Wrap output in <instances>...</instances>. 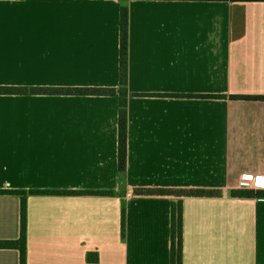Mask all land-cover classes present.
<instances>
[{"label": "crops", "instance_id": "1", "mask_svg": "<svg viewBox=\"0 0 264 264\" xmlns=\"http://www.w3.org/2000/svg\"><path fill=\"white\" fill-rule=\"evenodd\" d=\"M129 9L127 169L118 95L32 93L120 87ZM0 190L28 194L27 264H171L173 195L183 197V264H264V1L0 0ZM251 189V188H245ZM125 212V233L123 214ZM21 200L0 194V240L20 235ZM98 254V262L89 260ZM0 264H20L0 248Z\"/></svg>", "mask_w": 264, "mask_h": 264}, {"label": "trees", "instance_id": "2", "mask_svg": "<svg viewBox=\"0 0 264 264\" xmlns=\"http://www.w3.org/2000/svg\"><path fill=\"white\" fill-rule=\"evenodd\" d=\"M128 1V0H123ZM206 1H264V0H206ZM128 46H129V9L121 8V48H120V87H75L69 89L35 87L28 89L32 93H63L74 95H118V166L120 171L127 169V140H128ZM19 91V88L0 86V94ZM233 98L264 99V95H233ZM69 194V195H112L111 190H0L1 195H16L21 200L20 235L17 239L0 240V248L16 249L20 254V264H27V198L28 194ZM139 195H173L179 199L173 202L171 220V264H183V197H215L221 196L220 189L206 188H136ZM233 197L264 198V189L237 188L231 191ZM125 233V212L123 214V234ZM92 262H98L97 253L89 256Z\"/></svg>", "mask_w": 264, "mask_h": 264}, {"label": "built area", "instance_id": "3", "mask_svg": "<svg viewBox=\"0 0 264 264\" xmlns=\"http://www.w3.org/2000/svg\"><path fill=\"white\" fill-rule=\"evenodd\" d=\"M258 176L254 175H243L240 185L243 188H251V189H258L261 184Z\"/></svg>", "mask_w": 264, "mask_h": 264}]
</instances>
